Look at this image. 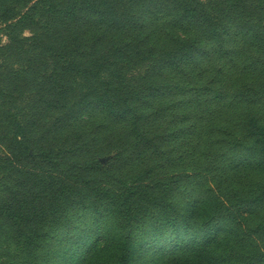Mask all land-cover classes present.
<instances>
[{"label": "rangeland", "instance_id": "1", "mask_svg": "<svg viewBox=\"0 0 264 264\" xmlns=\"http://www.w3.org/2000/svg\"><path fill=\"white\" fill-rule=\"evenodd\" d=\"M80 2L0 0V88L10 95L0 102V202L22 184L24 168L114 191L148 185L185 211L196 199L204 204L198 196L209 186L242 210L248 227L261 228L264 253V170L235 162L252 146L249 120L264 124V0H108L112 28L79 12ZM68 7L76 19L54 14ZM186 7L202 22L185 21ZM53 75L62 94L48 88ZM101 97L129 104L138 127L103 111ZM16 124L28 157L8 164ZM71 189L61 201L64 223L0 219V264L57 261L52 252L62 245V264L81 262L64 225L88 233L104 202ZM148 252L137 250L135 264H166Z\"/></svg>", "mask_w": 264, "mask_h": 264}, {"label": "trees", "instance_id": "2", "mask_svg": "<svg viewBox=\"0 0 264 264\" xmlns=\"http://www.w3.org/2000/svg\"><path fill=\"white\" fill-rule=\"evenodd\" d=\"M77 9L97 17L102 26L112 28L116 25L108 0H81ZM181 12L185 21L202 22L201 11L194 7L182 8ZM54 14L77 18L72 7L66 11L55 8ZM53 49L60 53L58 46ZM62 87L58 76H50L48 88L62 94ZM9 96L7 90L0 88V102H6ZM58 102L49 99L46 103L51 106ZM99 107L138 127L133 121L138 119L136 111L132 113L133 108L129 104L122 107L101 97ZM16 127L15 144L11 147L10 156H5L8 164L12 158L28 157V154L19 152L22 144L17 137L22 136L23 131L19 124ZM246 128L252 146L237 156L235 162L248 170L263 171L264 124L252 118ZM34 169H22L20 176L24 181L9 190L7 197L0 202V219L36 225L37 222L49 224L55 218H61L64 223L67 218L62 216L61 201L63 196L74 191L71 189L73 184L88 194L99 196L104 206L96 209L97 220L88 233L73 232L69 224L64 225L66 242L74 246L70 254L77 248L82 257L79 264H135L137 250L145 255L150 250L166 264H264V253L255 236L261 228L254 231L248 227L242 210L226 204L209 186L207 192L198 196L204 197V204L196 199L191 205L184 206L185 211L148 185H123L114 191L100 188L79 175L71 180ZM68 248L62 245L58 252H52L56 253L57 261L35 264H62L61 257Z\"/></svg>", "mask_w": 264, "mask_h": 264}]
</instances>
